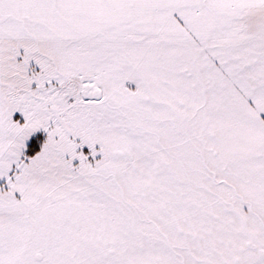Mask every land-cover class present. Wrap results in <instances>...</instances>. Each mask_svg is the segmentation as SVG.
Wrapping results in <instances>:
<instances>
[{"label":"snow or ice","instance_id":"snow-or-ice-1","mask_svg":"<svg viewBox=\"0 0 264 264\" xmlns=\"http://www.w3.org/2000/svg\"><path fill=\"white\" fill-rule=\"evenodd\" d=\"M0 264H264V0H0Z\"/></svg>","mask_w":264,"mask_h":264}]
</instances>
